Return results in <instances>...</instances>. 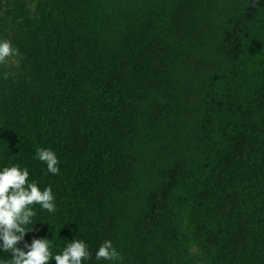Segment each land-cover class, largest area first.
<instances>
[{
  "label": "trees",
  "instance_id": "1",
  "mask_svg": "<svg viewBox=\"0 0 264 264\" xmlns=\"http://www.w3.org/2000/svg\"><path fill=\"white\" fill-rule=\"evenodd\" d=\"M0 39V167L56 203L19 247L264 264V0H0Z\"/></svg>",
  "mask_w": 264,
  "mask_h": 264
},
{
  "label": "clouds",
  "instance_id": "2",
  "mask_svg": "<svg viewBox=\"0 0 264 264\" xmlns=\"http://www.w3.org/2000/svg\"><path fill=\"white\" fill-rule=\"evenodd\" d=\"M18 49L8 40L0 39V65L12 56H18ZM34 159L46 165L48 173L59 174V160L56 153L47 148L37 147ZM29 171L18 165L0 167V253L10 254V258H0V264H82L90 259L86 243L82 239H72L60 254L52 256L51 239L33 238L24 242L26 233L32 230L36 213L32 205L54 214L55 197L51 187L39 188L37 183L28 180ZM43 224V223H41ZM31 225V227H28ZM9 257V256H8ZM117 258V252L111 241H104L96 250L95 259L111 261Z\"/></svg>",
  "mask_w": 264,
  "mask_h": 264
}]
</instances>
